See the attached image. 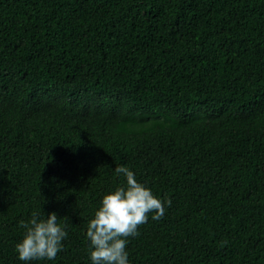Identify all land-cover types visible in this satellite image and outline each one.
Listing matches in <instances>:
<instances>
[{"label":"trees","instance_id":"obj_1","mask_svg":"<svg viewBox=\"0 0 264 264\" xmlns=\"http://www.w3.org/2000/svg\"><path fill=\"white\" fill-rule=\"evenodd\" d=\"M117 166L171 200L130 264H264V0H0V264L50 212L90 264Z\"/></svg>","mask_w":264,"mask_h":264},{"label":"clouds","instance_id":"obj_2","mask_svg":"<svg viewBox=\"0 0 264 264\" xmlns=\"http://www.w3.org/2000/svg\"><path fill=\"white\" fill-rule=\"evenodd\" d=\"M114 171L125 176L126 186H118L105 194L88 222L86 237L90 264H130L127 237L138 235V226L147 222L149 213L152 219L159 220L164 215L165 204H171V200L155 196L125 166H117ZM57 220V214L50 212L46 218L34 213L27 223L21 222L25 233L15 244L17 259L23 264L54 260L68 235Z\"/></svg>","mask_w":264,"mask_h":264}]
</instances>
